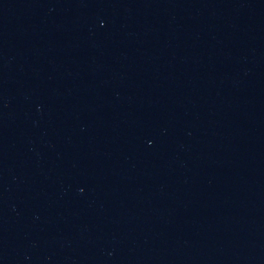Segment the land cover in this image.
Here are the masks:
<instances>
[{"label": "water", "instance_id": "obj_1", "mask_svg": "<svg viewBox=\"0 0 264 264\" xmlns=\"http://www.w3.org/2000/svg\"><path fill=\"white\" fill-rule=\"evenodd\" d=\"M0 264H264V0H0Z\"/></svg>", "mask_w": 264, "mask_h": 264}]
</instances>
